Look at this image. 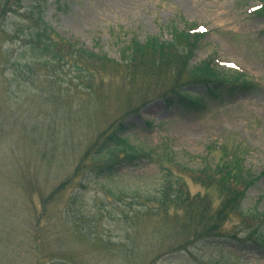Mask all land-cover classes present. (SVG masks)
Returning a JSON list of instances; mask_svg holds the SVG:
<instances>
[{"label":"rangeland","instance_id":"374dc122","mask_svg":"<svg viewBox=\"0 0 264 264\" xmlns=\"http://www.w3.org/2000/svg\"><path fill=\"white\" fill-rule=\"evenodd\" d=\"M41 1V28L118 62L131 39L170 42L171 28L184 29L181 19L202 26L208 34L191 65L211 58L219 72L243 73L258 88L223 105L208 100L198 113L168 109L152 78L130 81L121 69L100 68L90 89L66 65L58 77H28L22 66L34 25L25 0L0 18V264H264V249L242 240L247 227L238 217L220 239L181 251L186 209L156 201L166 179L179 177L187 197L207 193L217 207V192L177 167L213 164L220 153L207 148L225 146L254 178L263 175L242 209L264 213V17L252 13L264 0ZM132 109L140 110L124 116ZM122 121L125 139L148 155L96 174L89 150Z\"/></svg>","mask_w":264,"mask_h":264},{"label":"trees","instance_id":"16d2710c","mask_svg":"<svg viewBox=\"0 0 264 264\" xmlns=\"http://www.w3.org/2000/svg\"><path fill=\"white\" fill-rule=\"evenodd\" d=\"M21 3L22 0H1L0 18L5 19L7 16L17 14L21 9ZM30 6L31 19L35 26L27 35L26 52L30 54L31 61L27 60L22 66L24 74L28 77L40 71L46 74L54 73L53 76L58 77L60 75L57 74L58 66L66 65L72 69L78 85L80 87L85 85L90 89L96 84V75L100 68L121 69L124 72V79L130 81L136 80L139 76L142 79L152 78L153 87L159 90L158 96L163 98L166 106L178 105L198 113L208 109L204 99H209V104L216 102L223 105L238 94H249L254 88L245 76L220 73L210 61H203L196 66L190 65L189 61L204 37L199 33H185L174 29L170 43H160L156 38H148L141 44L133 39L130 45L122 50V63L119 64L104 55L87 51L80 44L65 40L48 29L44 30L40 25L42 24L40 14L36 12L41 5L32 3ZM258 13L264 15V8ZM2 29L5 31V28ZM194 85L203 87L205 93L193 96L186 88ZM137 110L132 109L127 114L135 113ZM123 134L124 131L120 130L119 125L115 131L103 138L90 159L95 171L103 174L121 163L132 159L139 160L142 155L144 156V152L131 146L123 138ZM225 150V148L221 150L223 152L213 164H206L201 170L190 172L195 184L207 192L210 189L217 192L219 196L217 207L213 208L214 205L207 193L190 198L184 191L178 189L172 199L168 194L161 197V207L174 205L186 209L184 219L179 222L177 230L185 235L179 247L181 251H186L184 246H189L195 241L204 243L208 239L222 237V226L234 216L239 217L241 224L247 227L243 240L251 241L264 249V237L259 230L264 215L247 213L241 208L245 193L255 179L244 172L239 155H230ZM92 151L93 147L89 152ZM119 154H122V157L119 158Z\"/></svg>","mask_w":264,"mask_h":264}]
</instances>
